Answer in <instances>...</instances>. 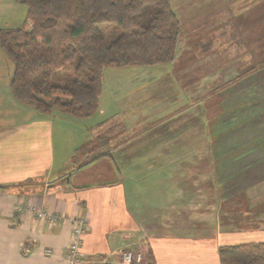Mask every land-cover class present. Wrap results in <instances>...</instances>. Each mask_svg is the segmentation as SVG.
Wrapping results in <instances>:
<instances>
[{
    "label": "crops",
    "instance_id": "obj_1",
    "mask_svg": "<svg viewBox=\"0 0 264 264\" xmlns=\"http://www.w3.org/2000/svg\"><path fill=\"white\" fill-rule=\"evenodd\" d=\"M253 9L256 10L250 18L241 14L238 21L249 29L257 27L259 20L263 22L258 26L260 31H255L258 36L254 35L250 42L251 52L258 55L264 53V0ZM184 54L185 50L179 59ZM195 54L185 65L186 74L196 67ZM180 61L174 60L173 71L175 67L180 68ZM254 70L230 82L227 87L233 94L220 103L229 104L235 111L238 109L234 117L218 118L219 123L223 121V129L232 133L220 132L217 138L234 139L232 152L224 145L211 148L203 143L204 138H209L211 126V123L208 126L211 105L206 101L210 96L195 100L190 93L179 107L176 101L172 111L170 108L162 110L163 100L157 99L155 94L148 95L152 97L148 104L139 107V114L143 116L139 124L144 122L146 125H140L142 128L135 136L118 131L120 118L107 111V106L99 109L107 116V122L85 130V135L84 128L78 125L80 119L74 118L76 130L71 131L63 126L71 124V120L56 109L51 113L35 109L37 112H33L32 121L23 120L9 130L4 129L0 133V186L10 185L12 189L0 191V264H68L66 252L72 241L71 221L78 218L88 222L83 252L95 259L106 258V264H120L118 252L124 247L141 250L147 263V255L151 252L154 264H221L219 250L224 244L255 242L226 238L228 227H242L237 220L240 214L222 215L223 219L229 220V225H219L215 213L214 216L207 215L212 209L211 204H216V194L214 200L208 197L205 201L203 213H199V204L192 205L193 201L203 202L199 199L203 196L202 190L206 185L210 188L208 174L206 180L203 176L210 166L217 177L215 186L219 183L227 188L222 192L227 197L231 195V188L237 187L238 194L241 191L242 178L241 181L232 179V172L242 174L257 167L256 173L252 171L249 175L253 180L264 177L258 176L260 162L264 160V83L259 81L264 76V67L260 71ZM167 83L141 85L134 92H160L162 85L169 87L165 85ZM187 90L193 93L189 88ZM218 93L221 94V90ZM202 106L208 109L205 112L207 128L202 120L204 112L200 110V115L194 114L195 109ZM167 125H170L169 135L163 138L161 127ZM204 127L205 132H200ZM223 129L221 127V131ZM91 130L94 131L92 138L87 134ZM256 136L258 142L253 146ZM71 137L73 144L67 142ZM97 139L100 143L94 144ZM195 139H201L202 143L195 144ZM57 144L63 149L73 145L76 151L91 145L86 148L88 151L81 163L72 162L70 168H64L56 158ZM96 153L130 155L137 158V162L128 170H120L108 158L80 167L87 156ZM232 153L239 157H223ZM162 156H169V159L164 160ZM28 180L31 182L24 184ZM15 185L17 187L13 188ZM194 188H197V197H194ZM20 203L29 211L18 216L16 210ZM37 211L61 215L64 221L52 226L48 220L38 218ZM187 216L188 219L191 216L189 221ZM47 250L51 251L50 255L45 254Z\"/></svg>",
    "mask_w": 264,
    "mask_h": 264
},
{
    "label": "rangeland",
    "instance_id": "obj_2",
    "mask_svg": "<svg viewBox=\"0 0 264 264\" xmlns=\"http://www.w3.org/2000/svg\"><path fill=\"white\" fill-rule=\"evenodd\" d=\"M261 2H263V0H171L172 9L180 22L179 42L176 51L177 55L175 54L174 59L176 62L181 60L179 63L180 68L178 69V67H175V72L173 71L172 67L174 65L172 64H175L174 60L166 64L153 66H107L104 71L103 89L99 100V109L100 107L102 109V106H107V108H109L107 111L116 113L120 118L118 119V121L121 122L117 128L118 131L120 133L124 132L125 134H129L130 136H135L137 130L142 128L140 125H146L144 122L139 124V119L143 118V116L139 114V107L141 104H148L150 101L149 99L152 98L148 95L155 94V96L158 97L157 99L163 100L162 110L170 108V111L174 108V103L176 101L178 107L181 105L187 98L186 94L190 93L195 100L202 97L205 98L209 95V101H206L208 105L211 106H208L210 117L209 123L208 120L207 123L208 126L211 123V126L208 132L209 138H204L203 143L208 144L211 148H218V146L221 147L224 145V147L228 149V152H232L233 149L231 145L234 143V139L225 137L217 138L220 132L225 135L232 133L229 129H223V121L219 123L218 118L225 119L227 116L234 117V113L236 112L235 114H237L238 109L235 111L229 104L225 103V105H221L220 103L222 100L230 99L231 94H233V92L228 91L227 86H229L228 84L230 82L242 77L246 72H253L254 68L257 69L256 71H260L264 67V57H262L264 53L259 52V54L256 55L251 52L252 44L250 43L251 40L254 39V35L258 36L255 31H260L261 28L258 26L263 22L259 20V22H257L258 26L253 29L251 27V30L249 27L245 28L244 25L238 21V16L241 14H246L244 18H250L252 13L256 10L253 9L254 6ZM27 13V7L17 0H0V32L18 29L23 26L26 23ZM30 25L29 23V26ZM195 34H197L196 39L192 40ZM193 47L194 50L192 51ZM184 50V57L179 59L180 54ZM193 54H195L194 62L196 67L186 74L185 65L188 63L187 61L192 58ZM245 54H247V57H244ZM248 55L251 57L249 58ZM14 68V62L9 58L0 44V133H2L4 129L5 131L9 130L11 126L20 123V121H32L34 118L33 112H37L31 105L20 102L13 96L10 80ZM214 71L216 74H214ZM261 76H263V74H261ZM159 81L168 82L165 85L169 87L164 88V85H162V90L160 92L154 91L147 94H137L134 92L137 90L138 86L152 85L154 82L157 83ZM259 81L264 83V76ZM156 83L153 85H156ZM170 84H172V86H170ZM186 85L188 87H186ZM188 88L193 93L188 91ZM232 88L234 87H231V89ZM220 90L221 94L218 93ZM156 93L158 94L156 95ZM247 93L248 92H246V94ZM212 94L213 96H211ZM170 95L171 97H169ZM206 107L207 106H202L199 109L196 108L194 114L200 115L199 112L201 110L205 115L206 110H208ZM61 113L66 115V113ZM165 114L164 112V115ZM230 117H227V119ZM67 118L71 120L69 122L71 124H63V126L69 128L71 131H75L76 121L73 120H75L74 118L76 117L68 115ZM107 119V116H103L98 110L91 118L80 119V124L78 125L84 128L85 135V130L97 127L103 122L105 124ZM206 119L207 117L205 115L202 120L204 126L207 128L205 124ZM259 123L260 120L258 121V124ZM27 125H29L28 122ZM205 127L204 131L201 129L202 131L200 130V132H205ZM221 127L223 129L222 131ZM169 129L170 125L164 128L161 127V137L164 138L169 135ZM166 130L167 133H165ZM158 131H160V129ZM114 133L116 134V129ZM81 134H83V131ZM87 134L92 138L94 131H87ZM255 135L256 134H254V136ZM86 137L88 136L86 135ZM99 139H97L94 144L100 143ZM67 142L72 143V137L68 138ZM257 142L258 136L253 138V146H256ZM194 143L201 144L202 140L195 139ZM206 144L205 146H207ZM88 146L78 153V150L76 151L73 145H69L66 149H63L57 144L56 158L57 161H59L58 163L64 168H70L72 166L71 163L75 161L81 163L83 157H85V152L88 151L86 149ZM130 148L133 147L130 146ZM65 150L70 151L71 154H69V152L67 154ZM236 151H238V149ZM212 156L214 157V155ZM133 157L134 156L130 155L121 156L119 154H112L108 159L120 170H128L131 165L137 162V158ZM162 157L164 160L169 159V156ZM223 157L235 159V157H239V154H224ZM260 161L261 160H259V162ZM193 162H196L195 158H193ZM209 164L212 165L211 162H209ZM252 171L256 173L257 167L254 170L250 169L243 171L242 174L240 172H232V179L239 178L241 181L242 178V182H240L241 191L240 194H238L239 190H237V187L235 189L231 188V195L227 197L222 193L226 191L227 188L222 187L219 183L217 187L215 186V179H217V177L214 175V169H211L210 166L207 173L203 172L205 180V176L207 174L209 176L210 188L206 185L204 190H202L203 196L201 195L199 199L201 200L202 198L203 202L193 201L195 205L192 204L193 206L199 204L197 206L199 213H203L204 211H201V209L206 208L207 200L209 198L211 201L214 200L216 194V204H211L212 209L210 210V214L207 213V215L212 214L214 216V213L217 214V222L219 225L227 224L229 221L223 219L224 217H222V215L232 212H234V215L240 214L241 217H239V219L237 218V220L241 222L242 227L236 228L230 226L226 229V233H228L226 238L234 241L243 239L244 241L264 242V177L253 180L249 175ZM132 172L134 173V171ZM258 176H264V160L260 162ZM194 189V197H197L199 195L197 188ZM184 197L188 198L187 195ZM191 197H193V193ZM245 215H251V217ZM190 219L191 216H189V219L187 216V221ZM243 243L248 242H235L232 245ZM227 246H229V244H224L222 248ZM140 264H147L146 259L144 258Z\"/></svg>",
    "mask_w": 264,
    "mask_h": 264
},
{
    "label": "trees",
    "instance_id": "obj_3",
    "mask_svg": "<svg viewBox=\"0 0 264 264\" xmlns=\"http://www.w3.org/2000/svg\"><path fill=\"white\" fill-rule=\"evenodd\" d=\"M17 1L27 7L26 23L1 31L0 44L14 62L13 96L43 113L91 118L107 66H153L175 57L180 22L171 0ZM108 157L91 154L80 167ZM219 257L221 264H264V242L227 246ZM147 260L154 264L151 252Z\"/></svg>",
    "mask_w": 264,
    "mask_h": 264
},
{
    "label": "built area",
    "instance_id": "obj_4",
    "mask_svg": "<svg viewBox=\"0 0 264 264\" xmlns=\"http://www.w3.org/2000/svg\"><path fill=\"white\" fill-rule=\"evenodd\" d=\"M29 211L28 207H25L20 203L17 207L16 213L18 216H21ZM36 215L38 218H43L48 220V222L55 226L59 222L64 221L61 215L58 214H47L43 211H37ZM73 226L72 241L68 250L66 252V261L68 264H99V263H108L106 258L95 259L89 256H86L83 252V241L84 237L88 230V222L85 218H78L71 221ZM120 264H140L141 261L145 258V254L141 250H136L128 247H124L119 250ZM46 255H50L51 251L47 250Z\"/></svg>",
    "mask_w": 264,
    "mask_h": 264
}]
</instances>
